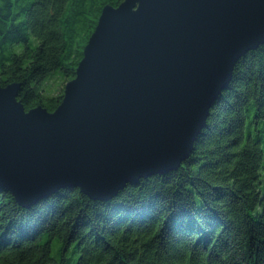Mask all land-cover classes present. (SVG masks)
Wrapping results in <instances>:
<instances>
[{
	"label": "trees",
	"instance_id": "obj_1",
	"mask_svg": "<svg viewBox=\"0 0 264 264\" xmlns=\"http://www.w3.org/2000/svg\"><path fill=\"white\" fill-rule=\"evenodd\" d=\"M121 1L0 0V86L53 111L102 8ZM47 263L264 264V42L237 60L176 169L107 200L65 187L23 207L0 187V264Z\"/></svg>",
	"mask_w": 264,
	"mask_h": 264
},
{
	"label": "water",
	"instance_id": "obj_2",
	"mask_svg": "<svg viewBox=\"0 0 264 264\" xmlns=\"http://www.w3.org/2000/svg\"><path fill=\"white\" fill-rule=\"evenodd\" d=\"M263 42L264 0L106 4L53 111L25 110L21 83L0 86V187L23 207L65 187L107 200L176 169Z\"/></svg>",
	"mask_w": 264,
	"mask_h": 264
},
{
	"label": "rangeland",
	"instance_id": "obj_3",
	"mask_svg": "<svg viewBox=\"0 0 264 264\" xmlns=\"http://www.w3.org/2000/svg\"><path fill=\"white\" fill-rule=\"evenodd\" d=\"M59 81H60V79L58 78H56V80L54 81V83H52V85H50L49 87H46V89H45V93L46 94H54L57 90H58V87H59Z\"/></svg>",
	"mask_w": 264,
	"mask_h": 264
}]
</instances>
